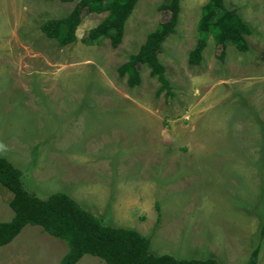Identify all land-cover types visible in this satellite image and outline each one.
Here are the masks:
<instances>
[{
	"label": "rangeland",
	"instance_id": "rangeland-1",
	"mask_svg": "<svg viewBox=\"0 0 264 264\" xmlns=\"http://www.w3.org/2000/svg\"><path fill=\"white\" fill-rule=\"evenodd\" d=\"M164 1L139 0L112 49L80 42L106 14H83L77 41L58 48L39 27L74 4L0 0V157L28 192L64 193L103 226L150 237L153 254L245 264L259 248L264 264V0H224L250 28L249 50L228 46L220 61L209 37L199 66L188 54L208 0H180L159 56L172 97L145 66L134 88L117 72L167 19ZM11 197L0 184V223L13 218ZM66 252L26 226L0 264H60Z\"/></svg>",
	"mask_w": 264,
	"mask_h": 264
},
{
	"label": "trees",
	"instance_id": "trees-1",
	"mask_svg": "<svg viewBox=\"0 0 264 264\" xmlns=\"http://www.w3.org/2000/svg\"><path fill=\"white\" fill-rule=\"evenodd\" d=\"M61 4H74L71 12L62 19L49 20L39 30L58 48L72 45L77 41L76 31L83 14L106 17L94 28L87 31L80 42L94 46L100 41H108L112 49H117L125 33V25L139 0H50ZM159 13L167 19L147 35L144 44L135 55L117 70L118 76L126 77L128 87L140 84L138 66H145L150 77L160 85L157 94L165 92L172 97L171 87L165 77V69L159 61L162 45L176 33L180 12V0H165ZM198 38L188 54V64L199 66L207 40L211 37L220 50L217 58L223 61L228 46L237 52L249 50L246 37L251 30L243 22L236 10H227L224 0H208L201 8L197 26ZM21 172L5 158L0 157V184L12 197L9 208L13 212L10 222L0 223V247L9 245L26 226L38 227L43 233L59 240L67 247L60 264H78L84 256L99 259L104 264H219L214 258L204 260H180L168 254H153L150 251V237L137 231L103 226L99 217L84 210L77 202L64 193H55L40 199L28 192L21 180ZM264 236V230L262 232ZM259 248H255L245 264H258Z\"/></svg>",
	"mask_w": 264,
	"mask_h": 264
}]
</instances>
